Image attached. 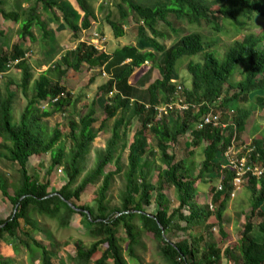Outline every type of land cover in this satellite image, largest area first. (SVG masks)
<instances>
[{
  "label": "trees",
  "instance_id": "16d2710c",
  "mask_svg": "<svg viewBox=\"0 0 264 264\" xmlns=\"http://www.w3.org/2000/svg\"><path fill=\"white\" fill-rule=\"evenodd\" d=\"M119 1L117 18L113 19L109 12L105 21L114 39L124 37L129 29L136 34V43L118 51L121 57L112 58L81 41L83 32L91 31L98 19L88 0H71L72 5L67 0H33L30 7L21 12L6 11L5 0H0V22L19 24L20 40L37 42L32 31L35 27L42 44L49 40L53 45L57 39L50 25L61 23L64 27L60 28L72 33L77 42L74 50L33 81V94L18 120L12 111L15 94L8 92L4 97L0 91V162L16 165L18 174V179L9 183L0 172V192L16 210L7 220L0 221V244L7 238H19L16 244L5 245V248L12 254L22 248L39 264H66L67 261L71 264H141L136 249L141 244V236H148L156 243L164 264H221L224 256L234 264H264L263 223L257 226L261 234V242H258L252 236L254 225L247 218L240 232L237 253L230 247L222 249L223 246L211 240L210 233L215 224L221 226L227 202L236 190L233 183L236 171L228 165L226 152L235 150L237 157L246 158L252 168L264 167V129L262 137L250 148L248 132L255 126L246 123L250 116L256 115L257 106L264 103V29L259 34H244L241 41L234 40L222 60L214 53L215 43L205 40L202 34L206 29L211 36L230 33L233 39L238 38L258 18L264 21V0ZM72 6L77 12L69 11ZM17 8L22 9L20 4ZM99 9L102 11L103 7ZM170 18L181 20L191 30L179 35L177 41L166 48L158 42V38H165V32L157 30V24L162 23L178 34ZM51 45H45L46 53L53 49L49 48ZM147 48L152 50H145ZM28 51L29 48L19 43L7 50L0 47V73L5 74L12 68L20 70V88L24 94L33 76L27 63ZM199 55L201 61L189 60L186 65L190 88L178 92L179 85L173 82L176 62ZM156 57L155 67L160 78L146 88L147 104L133 103L135 88L130 84L131 76L135 69L147 61H155ZM112 60L117 66L113 77L98 88L95 100L84 106L85 111L67 117L66 134L59 126L49 129L41 123L44 118L64 114L71 105L72 93L64 83L67 72L76 74L75 86L82 79L92 84L96 79L93 71L112 65ZM124 60L130 61L121 65ZM237 73L240 79L235 78ZM103 94L110 97L103 104L99 130L111 119L116 120L105 143L104 155L98 158L92 172L85 175L82 164L96 138L95 107ZM178 102L187 108L176 107ZM44 104L48 108L40 110ZM168 105H173L172 109L158 116L156 109ZM210 111L219 115L224 128L201 127L202 116ZM127 112L140 122L128 141ZM184 136L191 139L188 148L199 147L201 141L208 144L202 148L203 163L195 177V162L190 160L194 152L190 149L186 151L188 156L180 158L175 152L177 147L182 148L180 138ZM64 137L69 149L64 145ZM151 139L164 166L156 170H152L149 162L155 155L149 145ZM126 152L124 164L122 155ZM47 155L50 165L46 174L61 168L66 176L65 184L56 193L48 192L49 181H36L28 173L30 157L44 159ZM112 163L114 170L105 172L106 166ZM207 175L219 178L220 185L210 184V203L201 205L196 199V184L205 182ZM119 176L125 184L119 197L120 206L111 207L109 191ZM243 180L251 193V216L264 217V173L258 177L248 172ZM212 181L214 178L208 180ZM97 182L92 204H84L83 197ZM10 188L12 195L8 192ZM163 190L172 192L171 200ZM152 199L158 209L154 215L146 214L142 205H149ZM182 208H186L188 214L183 216ZM74 215L80 217L79 232L89 242H73L74 255L68 256L66 261L58 253L59 243L49 223L65 231ZM181 222L185 223L184 227ZM38 234L43 235L47 244L37 240ZM174 237H178L177 241ZM222 237L225 239L226 235ZM0 264L15 263L9 257H1Z\"/></svg>",
  "mask_w": 264,
  "mask_h": 264
},
{
  "label": "rangeland",
  "instance_id": "374dc122",
  "mask_svg": "<svg viewBox=\"0 0 264 264\" xmlns=\"http://www.w3.org/2000/svg\"><path fill=\"white\" fill-rule=\"evenodd\" d=\"M33 0H29L26 2V0H5V6L4 9L6 11H13L17 10L19 12L28 9L30 5L32 4ZM69 4L72 5V3L67 0ZM91 8L95 12L96 16L98 17L97 22L93 25V29L91 31H85L83 32L84 40L87 38H90V35L92 32H103L105 33V36L107 37V42L103 46V49L101 51L106 52L107 54L111 55L112 58L121 57V54L119 52L121 49L125 46H134L136 43V34L128 29L126 32L127 34L120 38L119 40L114 39L111 29L107 25L105 21V16L111 13V16L114 18H117V7L116 4L120 3L119 0H88ZM20 4L22 9H18L17 5ZM103 7V10L100 11L99 8ZM77 8L72 6L69 11L72 13ZM40 12V11H39ZM81 16L78 18V22L80 21ZM173 26L178 29V34H174L171 32L170 28H168L166 25L162 23L157 24V30H160L161 32H165V38L160 39L158 38V42L164 45L166 48H168L172 43L177 41L179 38V35L187 34L191 28L186 26L185 23H183L181 20H177L175 18L169 19ZM61 23H53L51 24V28L54 31V34L56 36V41L53 45H51V42L49 40L43 42L44 45L41 42L40 33L37 32V29L34 27L32 28V31L34 32L37 42L31 43L28 39H19L18 38V29L19 24H15L11 21H5L0 22V30L3 32V35L0 36V47H2L3 50H7L8 48H11L14 44L19 43L23 48H29L30 51L27 52V63L30 65L32 69V82H30L28 89L26 93L24 94L20 88L21 80H22V72L16 68H12L7 73L2 75V78L0 79V91L1 94L6 97L8 92H12L15 94L13 102H12V111L15 120H18L20 115L22 114L23 110L25 109L28 101L30 100L33 89H32V83L34 80L38 79L39 75L47 70L48 68L55 65L57 62L60 61V59L67 54L69 51L74 50L76 47L77 42L74 40L72 33H69V31L65 28L61 29L60 26ZM64 27V25H62ZM229 26V25H227ZM226 26V27H227ZM129 27V24L127 25ZM264 29V21L258 18L254 24L248 28L247 31H244L242 35H240L238 38H232L230 33L220 34V35H209L208 30H203L202 34L205 36V40H211L215 43L214 46V53L216 54V57L218 59H223L224 53L226 49L232 45L234 40L241 41L244 34H259L263 32ZM51 45L49 46L50 51L46 53V46L45 45ZM45 49H44V48ZM145 50H152L151 48H147ZM143 50V51H145ZM119 51V52H118ZM118 52V53H117ZM142 52V51H141ZM158 55L157 53L155 54ZM186 57L181 58L176 62L175 65V74L176 78L174 79V83L176 85H179L180 88H190V76L187 72L186 65L189 60L193 61H201V55L194 57L192 59H187ZM115 60V59H114ZM114 60H112V65L108 64L106 68L102 69H95L93 72L95 73V81L92 84H89L87 80L82 79L77 83V76L73 71L67 72L64 83L66 84V87L71 91L72 93V103L70 106H68L65 109L64 114H56L49 118L42 119L41 123L47 125L49 129H53L59 126L61 128V131L63 134L67 133V126L66 121L67 117L74 115H79L83 110L84 106L90 103H92L95 100L96 94L98 92V88L105 84V82L113 77L114 71L117 69V66L113 64ZM130 60H124L121 65L128 64ZM157 63V57L155 61H147L144 63L140 68L135 69L131 76L130 84L134 86L135 88V94L133 95V103L138 102L142 104H147V97H146V88L155 80L159 79V72L157 68L155 67V64ZM64 68V66L62 67ZM236 79H240V75L237 73L235 75ZM183 90V89H182ZM110 97V95H105L100 97L98 104L96 105V114L95 117L97 118V122L93 125V130L96 132V138L94 139L91 150L87 154V156L83 160V169L84 173L92 172V170L95 168L97 160L99 157H102L104 155V148L105 143L107 139L110 137L111 129L114 124L115 119H111L108 121L105 125V128L99 130V127L101 126V119L103 116V104L106 100V98ZM132 103V102H131ZM48 108L47 104H44L40 106V110ZM256 115L250 116L249 119H247L246 123L247 125L250 124L252 126H255V128H258V131L254 127L249 128V142L247 143L248 146L251 148L254 143H256V140H259L262 137L261 131L264 129V103L257 106ZM77 117V116H76ZM125 118L130 121V128L128 129V133L126 136V140L128 141L131 134L134 133L137 128L140 125L139 120L136 117H133L131 112H127L125 115ZM255 129V131H254ZM64 145H66L67 149H69L68 142H66L65 137L63 138ZM180 140H182V148L179 149L176 148L175 152L180 157L182 156H188L186 151L190 150L194 152V155L190 156V160L195 162L194 167V177L198 175L202 163H203V155H202V148L208 144L206 142L201 141L200 146L196 148H188V145L190 144V138L187 137H181ZM243 142L245 139H241ZM66 142V144H65ZM241 142V141H239ZM150 147L153 149L154 156L149 158V162L151 163L152 170H156L159 167H164L162 164V161L160 159V155L157 152L155 141L152 139L149 141ZM171 153V152H170ZM238 152L235 150L230 151L227 153L228 159L230 158H238L237 157ZM126 156L127 152L123 153L122 155V162L126 164ZM50 165V158L49 155H47L44 159H40L39 157H30L27 163L28 173L39 182H45L49 181V187L48 192L50 193H56L60 190V188L65 184L66 182V176L63 171H61V168H57L51 172V174H46L48 171ZM125 166V165H124ZM16 165L10 164L6 161L0 162V172L6 176V179L9 183H14L18 179V174L16 171ZM114 170V165L108 164L106 168L104 169L105 172ZM155 172V171H153ZM206 181L205 182H198L196 185H198V195L196 197L197 201L201 205H207L210 203V184H214L215 186L220 185V179L216 178L214 175L212 176H205ZM210 178H214V181L208 182ZM99 182H97L95 185L92 186L91 192L84 196L82 201L84 204L91 205V199L94 198L97 185ZM124 181L121 176L117 177L114 181L110 191H109V200L111 202V207L114 206H120V194L124 190ZM245 185V184H244ZM240 187L238 190H234L231 195L230 199L227 202L226 210L223 213V219L221 226L218 224H215L214 227L210 230L211 233V240L217 244H220L223 248L230 247L231 250L234 253L238 252V242L240 237V232L242 228L244 227L245 223L249 221L254 225V230L252 232V236L258 241L261 242V234L257 229V226L260 223L264 224V217H260L257 215L251 216V193L249 192L247 185ZM10 195H12L13 190L10 188L8 190ZM162 193L166 196L168 200H171L172 198V192L169 190H163ZM157 205L154 203L153 199L149 205L144 204L142 205V210L146 214H155L157 211ZM15 210V206L7 199L5 198L2 193L0 192V221L7 220ZM188 214V211L186 208H182V215ZM248 218V219H247ZM79 220L80 217L77 215H74L72 218V221L70 223L69 229L65 231L57 230L55 225L52 223H49L51 229L56 235L57 241H58V250L59 255L61 258H64V260L67 261L68 256L74 255V244L75 241H82L83 243L87 244L89 242L88 239L82 237V235L79 232ZM181 225L184 227L185 223L181 222ZM223 228V233L220 231V228ZM226 235V238L224 239L222 235ZM204 235L206 236V233L204 232ZM186 237V235H184ZM37 240L43 241V243L47 244L46 240H44V237L42 234L37 235ZM19 239V238H18ZM18 239H11L7 238L3 244H0V258L1 257H9L14 260L15 264H39L38 262L34 263L32 260V255L30 253H26L25 250L20 248L19 252L16 254H12L11 251H8V249L5 248L6 246H9L10 244H16L18 242ZM178 237H174V240L177 241ZM141 244L136 249V254L141 259V264H164L158 255V249L157 245L154 242L153 239H151L148 236H141ZM125 247V244H122ZM66 264H71L67 261ZM221 264H234L233 261H229L225 259V256L223 257V261Z\"/></svg>",
  "mask_w": 264,
  "mask_h": 264
},
{
  "label": "built area",
  "instance_id": "2783aa9c",
  "mask_svg": "<svg viewBox=\"0 0 264 264\" xmlns=\"http://www.w3.org/2000/svg\"><path fill=\"white\" fill-rule=\"evenodd\" d=\"M81 41H85L91 45L94 46L95 49L101 51L103 49V46L105 45V43L107 42V37L101 33L98 32H92L90 35V38L87 39H81ZM17 61L14 62V64H16ZM12 68V67H11ZM11 70V69H10ZM4 73H0V79L2 78V75ZM182 89L180 88V86L178 87V92H181ZM173 105H168V106H159L156 111L158 113V116L162 115V114H166V112L168 111V109H172ZM176 107L180 108V109H186L187 106L185 104L181 105L179 102L176 104ZM213 125L216 126L218 124V118L217 116H211L208 115L206 117L203 118V125ZM227 153L225 154V156L227 157V163L228 165L231 166V168L233 170L236 171L235 177H234V186L236 188V190H238L240 187H242L244 180H243V176H245L248 172L252 173L255 176L260 177L262 175V173H264V167H254L252 168L250 165H247V159L246 158H230L228 159Z\"/></svg>",
  "mask_w": 264,
  "mask_h": 264
},
{
  "label": "clouds",
  "instance_id": "9594fccd",
  "mask_svg": "<svg viewBox=\"0 0 264 264\" xmlns=\"http://www.w3.org/2000/svg\"><path fill=\"white\" fill-rule=\"evenodd\" d=\"M192 107L195 108L194 106H192ZM208 115L217 116V118H218V124L216 126H213V125L209 124L210 126H212L213 128H224L225 127V125L220 122L219 115L211 113V111L208 114H205V115L202 116L201 122H200L201 123V127L208 126V125H203V118L208 116ZM201 127H199V128H201Z\"/></svg>",
  "mask_w": 264,
  "mask_h": 264
},
{
  "label": "crops",
  "instance_id": "0c3cea01",
  "mask_svg": "<svg viewBox=\"0 0 264 264\" xmlns=\"http://www.w3.org/2000/svg\"><path fill=\"white\" fill-rule=\"evenodd\" d=\"M70 2H71V0H69ZM105 34V33H104ZM83 39H84V37H83ZM120 39V38H119ZM119 39H116V40H119Z\"/></svg>",
  "mask_w": 264,
  "mask_h": 264
},
{
  "label": "water",
  "instance_id": "95a60500",
  "mask_svg": "<svg viewBox=\"0 0 264 264\" xmlns=\"http://www.w3.org/2000/svg\"><path fill=\"white\" fill-rule=\"evenodd\" d=\"M73 209H75V208L73 207ZM75 210H77V209H75ZM15 211H16V210H14V213H15Z\"/></svg>",
  "mask_w": 264,
  "mask_h": 264
}]
</instances>
